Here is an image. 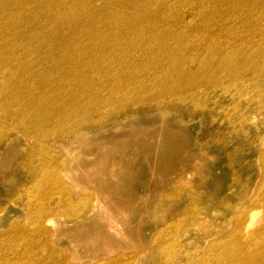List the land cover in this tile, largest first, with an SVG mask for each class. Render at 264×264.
<instances>
[{
    "label": "bare ground",
    "instance_id": "6f19581e",
    "mask_svg": "<svg viewBox=\"0 0 264 264\" xmlns=\"http://www.w3.org/2000/svg\"><path fill=\"white\" fill-rule=\"evenodd\" d=\"M235 20H241L253 33H260L264 40V0H0V174L10 168L12 171L1 182L12 184L15 175L24 170L25 174L17 177L23 181L26 170L40 160L36 152L42 150L47 153V166L55 180L51 195L62 200L70 196L60 164L66 170L79 156L87 161L74 164L75 173L92 183L105 176L112 190L110 211L103 202H97L96 207L88 204L86 212L70 222L72 230L62 231L57 237L60 242H68L78 258L104 261L123 254L121 241L128 238L131 243L132 230L116 221L115 216L126 207L117 199L119 183L126 170L132 168V155L120 153L114 157L110 148H116L115 141L132 132L113 133L108 122L127 121L131 112L141 108L164 112L161 105L169 104L171 99L184 101L187 94L191 97L196 92H207L204 88L220 80L224 72L233 78L264 65V48L253 58L252 44L257 43L251 37L242 48L233 47V43L245 39ZM202 26L209 27V31H201ZM69 86L74 88L70 95L65 93ZM56 93H61L60 100L55 98ZM214 114L220 115L219 110ZM220 117L209 118V122L214 126ZM231 117H221L224 129L217 130L205 145L195 144L192 150L202 152L196 157L188 147L192 140L184 138L188 169H210L220 152L226 153V158L230 155L224 147L226 136L241 132L247 140L252 131L264 127L257 115ZM17 119H23L21 127L12 126ZM184 119L191 122L187 116ZM223 119L228 122L223 124ZM50 122L54 126H49ZM166 136L160 133L154 141L142 140L150 159L163 169L181 151L179 143ZM111 139L114 143L110 146ZM91 140L97 144L96 157L81 153L83 145ZM232 144L234 149L242 148V143ZM56 148L67 153L60 155ZM248 151L257 152L252 162L258 169V185L249 188L245 196L241 192L246 203L233 211L218 236L195 242V246V238L189 236L192 232L198 237L211 233L218 219L209 222L211 215L205 212L218 211L212 204L213 196L202 200L195 194V185L184 186V204L191 200L185 206L188 222L184 229V264L205 259L211 264H264V227L257 228L264 221V134L256 137ZM19 159L20 164L14 166ZM93 162L99 165H91ZM35 168L39 176L31 181L37 188L47 182L40 172L46 166ZM189 176L184 174V181ZM232 195L230 188L218 196L219 207L220 203L226 206ZM170 230L157 229L158 234L150 240V253L163 242L162 234L166 236ZM32 232L46 235L45 249L59 256L46 221L39 220ZM224 237L228 244L235 242L238 249L229 253L231 246H222ZM261 241V248L253 252ZM33 243L29 240L28 246ZM10 259L0 243V264H21ZM114 261L117 258H112Z\"/></svg>",
    "mask_w": 264,
    "mask_h": 264
},
{
    "label": "rangeland",
    "instance_id": "374dc122",
    "mask_svg": "<svg viewBox=\"0 0 264 264\" xmlns=\"http://www.w3.org/2000/svg\"><path fill=\"white\" fill-rule=\"evenodd\" d=\"M195 22H200V20L196 19ZM242 23L241 20H235V26L239 27L245 39L232 45L235 49L242 48L243 43L246 45L248 38L251 37L257 43L252 44L251 50L253 58H256L260 50L264 48V40L261 39L260 33H253L251 28L243 26ZM200 24L203 25L201 22ZM201 31L208 32L209 27L202 26ZM192 34L196 35L193 32ZM68 88L65 93L70 95L74 88L70 86ZM204 89L208 91L196 92L191 97L190 94H187L184 101H180V99L172 101L171 99L169 104L161 105L164 112L151 113L149 112L150 108H141L136 113L131 112L127 121L124 119L122 121L120 118L121 120L112 119L108 122L113 133L132 132L124 134L123 139L115 141L117 143L116 148H110V152L112 151L110 154L114 157H119L120 153L132 155L129 159L132 168L126 170L123 182L119 183L121 192L117 199L126 207L124 210L117 211L115 217L116 221H121L130 227L132 230L130 231L132 234L131 243L137 245H131L129 239L126 238L119 243L121 250L124 251L123 254L112 255L104 261L92 262L86 258H78L70 249L68 242H60L57 237H60L62 231L66 233L72 230L69 227L70 222L77 218L80 213L86 212L88 204L90 207L91 204L96 207L97 202H103L106 210L110 211L112 190L105 180V176L92 183L87 178L80 177L84 175L75 173L72 168L73 165L87 161L85 157L79 156L72 159L70 167L66 170L62 166V162L60 164L71 192L70 196L64 197L62 200L58 196L51 195L50 192L55 180L47 166V153L41 150L36 152L40 160L34 163L32 168L26 170V178L23 181L17 177L24 175V170L15 175L12 184H6V186L1 181L12 174L11 168L9 171L0 174V243L5 246L6 256L12 258L10 259L12 261L19 260L21 264H184V229L188 222L185 206L188 202L191 204V200H187L184 204V186L190 184L195 185V194L198 198L199 196L201 199L202 197L206 199V196L214 197L212 204L217 209L218 214H211L207 211L205 214L211 215L209 222L218 219V224L216 227L214 225L211 233L204 237H198L197 232L196 234L192 232L189 237L195 238L193 243H200L210 240L212 235L218 236L219 231L225 229L231 220L233 211L238 210L240 204L246 203L241 197V192L244 191L245 196L249 188L258 185V169L252 162L257 152L250 154L249 151L246 152V149L254 144L256 137L264 134V127L252 131L247 140L241 132L226 136L224 147L227 148L230 155L226 158V153L220 152L213 166H210V169L206 167L204 170L202 167L191 166L190 169L186 167L188 166V157H184V138L192 140V142L188 141V145L189 143L192 144L188 146L190 150L194 149L197 144L205 145L204 143L209 142L217 130L224 129L220 125L222 118H232L231 116L238 119L252 114L257 115L260 123L264 126V65L256 67L254 71L246 73V75L242 74L233 78L224 72L220 80ZM56 94L55 98L60 100L61 93ZM9 105L13 107L14 104L9 103ZM217 110H219L220 115L214 114ZM168 111L175 112L169 114ZM45 114L46 116L54 115ZM203 115L209 118L220 116L222 118L216 119L217 122L213 126L212 122H209L210 119L203 117ZM186 116L191 119V122L184 119ZM22 122L23 119H17L15 123H12V126L21 127ZM227 122L223 119V124ZM49 126H54V124L51 123ZM160 133L167 135L168 139L177 141L181 148L178 156H174L165 169L159 168L160 163L153 162L148 152L142 147V140L154 141ZM93 135L95 136V134ZM39 137L42 138V136ZM45 141L47 143L49 138ZM113 143L114 140L111 139L108 145L111 146ZM232 143H242V148L234 149L235 146ZM95 146L97 144L91 140L83 145L81 153L96 157L99 153L94 148ZM120 147H122L121 150ZM56 153L63 155L67 152L62 148H56ZM191 153L196 157L202 152L197 149L192 150ZM246 160L249 161L248 164H246ZM16 164H20V159L18 163L14 162V166ZM39 165L46 166L40 172L41 177L45 178L47 182L34 188V181L31 179L33 176H39L36 171L37 168H35ZM91 165L98 166L99 164L93 162ZM188 173L190 176L186 177L184 181V174ZM230 188L233 190V195L229 196L226 206H222L220 203L219 207L220 200L217 197L225 194ZM86 215L88 216V214ZM35 218L36 220L33 221ZM39 220L46 221L47 228L52 231L53 244L59 251V256L53 255L45 249L44 238L46 235H38L32 232ZM162 227H168L171 230L166 233V236L162 234L163 242L158 248L153 247L150 253V240L158 234L157 229ZM262 227H264V221L257 226V228ZM29 240L34 242L32 246H28ZM228 245L231 246L228 250L229 253L238 249L235 242L228 244L227 237H224L222 246H225L226 249ZM262 245L263 242L261 241L252 251H257ZM16 249H20V251ZM112 258H117V261L112 262ZM189 264H211V260H194L190 261Z\"/></svg>",
    "mask_w": 264,
    "mask_h": 264
}]
</instances>
